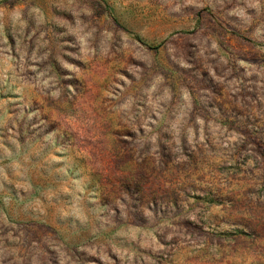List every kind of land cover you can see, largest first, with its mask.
<instances>
[{"label":"rangeland","instance_id":"rangeland-1","mask_svg":"<svg viewBox=\"0 0 264 264\" xmlns=\"http://www.w3.org/2000/svg\"><path fill=\"white\" fill-rule=\"evenodd\" d=\"M0 264H264V0H0Z\"/></svg>","mask_w":264,"mask_h":264}]
</instances>
